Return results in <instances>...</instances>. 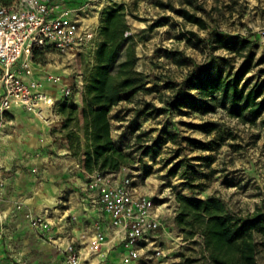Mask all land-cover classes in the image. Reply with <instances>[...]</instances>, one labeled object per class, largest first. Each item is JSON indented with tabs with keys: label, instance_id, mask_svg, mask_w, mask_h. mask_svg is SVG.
Instances as JSON below:
<instances>
[{
	"label": "rangeland",
	"instance_id": "obj_1",
	"mask_svg": "<svg viewBox=\"0 0 264 264\" xmlns=\"http://www.w3.org/2000/svg\"><path fill=\"white\" fill-rule=\"evenodd\" d=\"M120 1L128 10V25L135 30L136 70L146 75L147 91L129 94L128 99L113 110L112 134L116 143L132 154V163L124 169L125 176L131 178L137 191L146 193L144 195L150 197L157 208L161 206L163 215V227L153 235L158 239L155 247L162 252L161 256H155L154 250L149 249L131 262L208 264L202 239H183L175 225V194L179 192L195 199L219 197L228 212L238 216L250 215L260 207L264 201V111L257 118L245 113L242 119L229 112L227 102L207 114L188 109L171 110L166 102L177 89L171 88V84L184 82L195 69L221 70L228 76L250 61L251 69L241 84L245 82L248 89L264 84V0ZM158 1L172 9H161ZM2 4L4 0H0ZM180 9L204 19L207 28L185 23L176 13ZM157 23L162 25L154 27ZM191 32L196 33L198 39L193 38ZM216 33L237 41L245 40L248 45L242 51L236 50L237 45L227 50L216 42ZM94 52L89 48L74 58L50 53L42 60L39 57L37 64L49 72L59 71L65 83H84L94 64ZM82 88L83 85H72L71 95L61 98L59 104L67 100L80 106L75 100L78 96L80 100ZM216 97L221 102L220 94ZM140 111L145 115L138 118ZM149 113L153 114L149 116ZM9 120V117H0V214L8 211L13 218L23 207L21 204L13 210L9 207L17 189L15 178L20 171L29 176L36 173L15 164L17 153L10 151L3 140ZM187 139L206 143L211 150L196 149ZM150 147L155 153L146 155ZM78 150L74 144L73 156ZM178 164L179 168L172 175L171 170ZM187 181L193 189L184 186ZM29 225L42 243L53 241L49 223L48 229H43L29 219ZM12 231L10 222L0 221V247L13 241ZM255 241L256 264H264V232L256 230ZM65 261L63 264H67Z\"/></svg>",
	"mask_w": 264,
	"mask_h": 264
},
{
	"label": "trees",
	"instance_id": "obj_2",
	"mask_svg": "<svg viewBox=\"0 0 264 264\" xmlns=\"http://www.w3.org/2000/svg\"><path fill=\"white\" fill-rule=\"evenodd\" d=\"M10 3L11 0H4V5ZM157 6L172 9L160 1ZM176 13L189 25L199 29L208 26L204 19L187 9H180ZM127 16L128 10L124 4H112L101 12L94 64L84 81L80 106L64 100L57 108L63 117V136L71 150L75 144L76 149L82 152L81 167L87 173L112 174L132 163V154L113 141L110 124V113L114 107L128 99L129 94L147 91L146 75L136 70L135 36L130 33ZM161 25L157 23L154 27ZM215 35L216 42L227 50L237 45L236 50L242 51L248 45L245 40ZM191 36L198 39L196 33L191 32ZM43 56L35 51L34 59L38 63L39 57L42 60ZM250 69V61L244 62L228 76H224L221 70L195 69L184 82L171 84V88L177 89L166 106L175 111L188 109L207 114L215 112L219 104L223 106L227 102L229 112L234 116L243 119L244 114L248 113L250 117L257 118L264 111V84L250 89L245 82L241 84ZM218 94L221 102L216 97ZM187 140L196 149L211 150L206 143ZM152 153H155L153 147L145 152L146 155ZM178 168L179 164L175 165L171 174H175ZM184 184L188 189L194 188L188 181ZM175 201L176 227L185 240L202 239L208 264H256L255 231L264 232V201L247 216L231 214L216 196L195 199L178 192Z\"/></svg>",
	"mask_w": 264,
	"mask_h": 264
},
{
	"label": "crops",
	"instance_id": "obj_3",
	"mask_svg": "<svg viewBox=\"0 0 264 264\" xmlns=\"http://www.w3.org/2000/svg\"><path fill=\"white\" fill-rule=\"evenodd\" d=\"M49 3L76 7L83 4L84 0H49ZM112 4L123 3L120 0L109 3L95 0L88 9L90 16L87 23L91 24L96 33L101 12ZM129 28L130 33L135 36V30L130 26ZM54 72L57 71L49 72L44 67H36V77L43 82L44 91L53 97L57 105L62 98L60 89L63 85L75 84L80 87L84 83H65L59 76V71L58 74ZM47 74L57 77V83L48 82ZM75 103L80 104L79 96ZM57 108L58 105L47 114L49 123L22 109H13L4 115L10 120L6 123L8 128L3 140H6L10 151H16L15 164L35 170L36 175L29 176L23 171L19 172V176L15 178L17 189L11 196L9 207L11 210L18 204L23 207L15 212L13 218H10L8 211L0 214V221L10 222L13 230L10 234L13 241L0 247V264H63L68 245H73L79 253L80 264H132L121 243L119 231L112 227L110 218L98 203V194L87 188L89 173L81 167L82 152L78 151L73 156L63 136V117ZM113 110L110 113V124ZM144 115L140 111L138 118ZM111 137L116 143L112 126ZM8 164L11 166V163ZM124 169L125 167L112 173L117 181L126 177ZM137 193L146 194L139 191ZM160 208L158 206L157 214L163 223ZM176 210L177 208L173 215ZM30 216H44L47 219L52 242L42 243L37 238L29 225ZM98 233L104 237L101 244L95 242ZM153 242L157 244L158 239L153 237ZM14 247L18 249H13Z\"/></svg>",
	"mask_w": 264,
	"mask_h": 264
},
{
	"label": "built area",
	"instance_id": "obj_4",
	"mask_svg": "<svg viewBox=\"0 0 264 264\" xmlns=\"http://www.w3.org/2000/svg\"><path fill=\"white\" fill-rule=\"evenodd\" d=\"M94 1L84 0L76 7L50 4L49 0H13L9 5H0L1 118L13 109H22L41 121H49L47 114L56 101L36 77V67L42 66L34 59L35 51L74 58L89 48L95 50L97 33L87 23L88 9ZM46 80L57 83L58 78L47 74ZM60 93L63 99L69 97L71 85H63ZM88 178L87 188L98 194V203L112 227L119 231L128 258L138 259L141 252L149 249L154 250L155 256H161L153 235L163 225L153 200L137 193L129 177L117 181L112 174L93 172ZM30 222L48 229L44 216H30ZM95 238L97 244L104 240L101 233ZM65 260L67 264H80V255L73 245L65 248Z\"/></svg>",
	"mask_w": 264,
	"mask_h": 264
},
{
	"label": "bare ground",
	"instance_id": "obj_5",
	"mask_svg": "<svg viewBox=\"0 0 264 264\" xmlns=\"http://www.w3.org/2000/svg\"><path fill=\"white\" fill-rule=\"evenodd\" d=\"M49 123V122H48Z\"/></svg>",
	"mask_w": 264,
	"mask_h": 264
}]
</instances>
